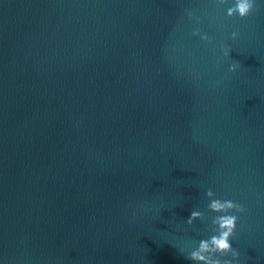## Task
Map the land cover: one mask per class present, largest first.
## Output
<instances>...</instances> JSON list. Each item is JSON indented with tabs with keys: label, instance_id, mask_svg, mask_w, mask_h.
<instances>
[{
	"label": "water",
	"instance_id": "water-1",
	"mask_svg": "<svg viewBox=\"0 0 264 264\" xmlns=\"http://www.w3.org/2000/svg\"><path fill=\"white\" fill-rule=\"evenodd\" d=\"M234 2L0 0V264H193L209 188L264 264V0Z\"/></svg>",
	"mask_w": 264,
	"mask_h": 264
},
{
	"label": "clouds",
	"instance_id": "clouds-1",
	"mask_svg": "<svg viewBox=\"0 0 264 264\" xmlns=\"http://www.w3.org/2000/svg\"><path fill=\"white\" fill-rule=\"evenodd\" d=\"M226 0H219L223 4ZM255 7V0H235L231 7L227 8V15L238 14L244 18ZM194 35H200L202 40H209L207 34H200L199 30L194 31ZM236 32L232 33L235 39ZM230 55V49L224 48V56ZM239 62L229 66V71L234 72L239 67ZM206 195L209 198L207 209L211 213H216L211 218L212 235L205 239H200L196 247L187 253L186 259L193 264H240V253L230 242V238L235 236L238 216L234 213L244 212V207L231 199L216 198V194L211 188L207 189ZM206 214L201 210H193L187 217V224L191 225L197 219L205 220ZM231 256V259H222V257Z\"/></svg>",
	"mask_w": 264,
	"mask_h": 264
}]
</instances>
